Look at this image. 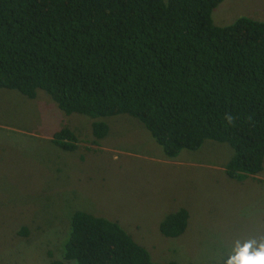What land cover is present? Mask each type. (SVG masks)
I'll use <instances>...</instances> for the list:
<instances>
[{
    "label": "trees",
    "instance_id": "obj_1",
    "mask_svg": "<svg viewBox=\"0 0 264 264\" xmlns=\"http://www.w3.org/2000/svg\"><path fill=\"white\" fill-rule=\"evenodd\" d=\"M222 0H0V88L34 98L45 91L66 112L91 118L128 114L167 157L207 140L226 142L232 179L264 165V21L247 15L216 25ZM92 134L109 131L102 120ZM69 127L54 133L77 147ZM181 207L159 223L182 234ZM26 233V227H23ZM61 258L48 264H179L156 262L116 221L76 210Z\"/></svg>",
    "mask_w": 264,
    "mask_h": 264
},
{
    "label": "rangeland",
    "instance_id": "obj_2",
    "mask_svg": "<svg viewBox=\"0 0 264 264\" xmlns=\"http://www.w3.org/2000/svg\"><path fill=\"white\" fill-rule=\"evenodd\" d=\"M241 15L264 21V0H222L212 11L216 25ZM93 120L108 123L106 136H93ZM63 127L77 136L76 149L53 142ZM232 155L228 143L207 139L170 158L128 114H67L43 90L29 98L0 88V264L61 258L76 210L116 220L156 262L228 264L237 246L257 251L264 245V165L232 179L225 173ZM181 207L189 213L185 231L163 235L160 221Z\"/></svg>",
    "mask_w": 264,
    "mask_h": 264
},
{
    "label": "clouds",
    "instance_id": "obj_3",
    "mask_svg": "<svg viewBox=\"0 0 264 264\" xmlns=\"http://www.w3.org/2000/svg\"><path fill=\"white\" fill-rule=\"evenodd\" d=\"M249 247V244L237 246L228 264H264V245L252 253L249 252Z\"/></svg>",
    "mask_w": 264,
    "mask_h": 264
}]
</instances>
